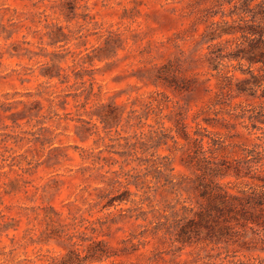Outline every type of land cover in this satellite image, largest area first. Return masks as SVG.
<instances>
[{"label": "rangeland", "instance_id": "1", "mask_svg": "<svg viewBox=\"0 0 264 264\" xmlns=\"http://www.w3.org/2000/svg\"><path fill=\"white\" fill-rule=\"evenodd\" d=\"M234 5L0 0V264H264L251 231L182 251L164 234L169 206L195 204L194 133L217 140L219 161L264 153V99L220 89L248 77L237 62H207L239 36L208 43L226 29L210 22L250 19L228 17ZM162 164L174 191L156 178Z\"/></svg>", "mask_w": 264, "mask_h": 264}, {"label": "trees", "instance_id": "2", "mask_svg": "<svg viewBox=\"0 0 264 264\" xmlns=\"http://www.w3.org/2000/svg\"><path fill=\"white\" fill-rule=\"evenodd\" d=\"M240 1L241 6L237 8L234 5L228 17L240 14L250 15V19L241 17L238 20L225 21V16L221 15L220 22L211 21V27L222 24L226 29L217 33V30L211 28L206 42L212 43L223 35L239 36L235 40L226 41L225 46L219 44L211 47L207 62L216 72L221 70L219 67L225 61L237 62L238 70L248 77L233 82V75L224 76L220 89H234L237 96L264 99V0ZM257 1L252 7V3ZM232 2L233 0H228L229 4ZM245 64L247 68L243 69ZM253 66L258 67L257 74L252 69ZM259 116L262 117L263 114ZM194 135L196 138L191 142L194 150L188 163L195 171L191 181V188L196 197L195 204L192 207L184 204H180L179 208L175 205L169 206V219L167 218L164 234L169 236L172 244L178 246V251H182L202 243H211L227 249L229 245L238 242L240 232L251 231L258 236L261 244L259 250L264 252V153L257 148H242L243 158L234 160L233 163L219 161L215 153L220 151L222 146L215 148L217 140L207 134L196 132ZM184 137L189 140L186 134ZM205 138L213 147L207 151L203 150ZM161 167L162 169L154 168L156 178L163 180L162 186L167 190H176L178 184L170 180L165 173L172 169L168 168V164H162ZM229 176L241 181L243 187L233 190L220 182ZM111 201L114 200L109 203ZM94 251L96 252L93 256L89 257L98 255V261L107 257L104 247L98 254L97 250ZM262 263L263 261L258 260L256 263L239 264Z\"/></svg>", "mask_w": 264, "mask_h": 264}]
</instances>
